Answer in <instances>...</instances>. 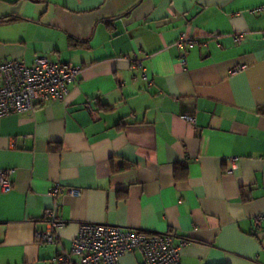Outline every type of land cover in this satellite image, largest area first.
I'll return each mask as SVG.
<instances>
[{
	"label": "crops",
	"instance_id": "crops-1",
	"mask_svg": "<svg viewBox=\"0 0 264 264\" xmlns=\"http://www.w3.org/2000/svg\"><path fill=\"white\" fill-rule=\"evenodd\" d=\"M259 6L264 0H0V63L48 57L83 67L64 99L0 117V169L15 170L13 188L0 189V264H47L71 250L85 222L175 230L188 240L182 264H264V222L255 224L264 212ZM184 32L199 40L186 67L177 47ZM137 51L151 85L133 65ZM233 155L239 168L230 172ZM56 183L66 224L57 244H39ZM144 262L141 252L120 258Z\"/></svg>",
	"mask_w": 264,
	"mask_h": 264
},
{
	"label": "built area",
	"instance_id": "built-area-1",
	"mask_svg": "<svg viewBox=\"0 0 264 264\" xmlns=\"http://www.w3.org/2000/svg\"><path fill=\"white\" fill-rule=\"evenodd\" d=\"M264 11V6L252 9V12ZM214 37L217 34H213ZM238 42L243 35H238ZM198 38L188 32L181 34L177 41L183 66L187 65V52L198 42ZM135 67L141 69L140 78L148 85L152 80L147 74L140 53L137 51L131 59ZM81 65L54 61L40 57L33 65L23 59H10L0 63V117L10 114H28L37 107L53 101L62 100L69 92V85L77 80L82 72ZM245 69L237 67L235 74ZM138 79L137 76L134 77ZM195 122L194 117L188 118ZM231 162L230 172L239 168V157H228ZM14 169H0V189L9 192L13 188ZM62 191V184L56 183L49 196L53 204L45 209L46 228L35 232V241L39 244H57L61 238L60 229L66 222L59 215L57 197ZM73 195L80 191L73 189ZM264 212L255 217V224L262 226ZM188 240L180 238L175 230L163 233L148 231L106 223H82L78 235L72 241L70 251L54 256L47 264H121L120 258L126 253L141 252L144 264H182L181 249Z\"/></svg>",
	"mask_w": 264,
	"mask_h": 264
}]
</instances>
